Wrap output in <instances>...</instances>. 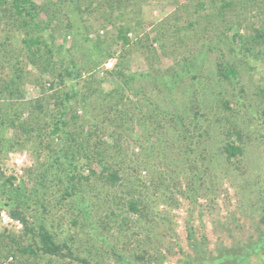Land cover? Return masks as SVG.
<instances>
[{"label": "rangeland", "instance_id": "374dc122", "mask_svg": "<svg viewBox=\"0 0 264 264\" xmlns=\"http://www.w3.org/2000/svg\"><path fill=\"white\" fill-rule=\"evenodd\" d=\"M33 1L43 5L38 19L50 21L42 33L59 64L55 77L40 74L24 56V29L2 17L0 236L15 238L23 252L0 251V264H82L34 251L35 240L8 214L10 202L92 264H263L264 43L245 54L234 30L243 38L264 33V5L232 0L223 16H212L207 0ZM123 24L128 45L115 39ZM98 41L111 56L90 67L101 58ZM68 57L79 77L62 72ZM219 58L234 64L237 80L219 77ZM114 69L136 74L118 90L122 115L113 106L121 79L109 74ZM60 115L70 141L50 133ZM235 130L238 159L222 150ZM96 139L121 178L108 184L97 161H79L78 173L89 178L65 196L67 177L57 175L79 147L95 153ZM135 253L145 261L134 262Z\"/></svg>", "mask_w": 264, "mask_h": 264}, {"label": "trees", "instance_id": "16d2710c", "mask_svg": "<svg viewBox=\"0 0 264 264\" xmlns=\"http://www.w3.org/2000/svg\"><path fill=\"white\" fill-rule=\"evenodd\" d=\"M207 3V7L211 8L212 16H223L224 8L226 6H231L232 0H207ZM241 3H245L249 6V8H260V6L264 5V0H242ZM202 4V2L199 3V6H202ZM39 10H43V5L41 6V4H36L33 0H0V23L2 21V17L7 15L12 18V22L18 23L20 27L24 29V37L22 41L25 50L24 56H26L28 62L34 65L39 70V72H42L40 74H44L47 72V74L49 73L52 76L54 75L53 77H55L54 73L58 67L57 63L59 64V56L57 57L58 54L56 52L59 51L54 52L51 44L48 43L47 40H45V38L43 37L42 32L47 27H49L50 21L45 22L39 20L37 17ZM128 29L129 27L127 24L119 25L115 33V39L120 41L123 45H128L130 43L128 37L126 36ZM238 29L234 30V36L238 37L241 41L242 52L245 54H254L255 52L258 53L260 51L259 47L262 43H264V33L259 29H254V33L252 34V36L243 38L238 33ZM100 43H102V41L97 42V48L101 50V58L99 57L97 59H94V61L91 62L90 67H97V65L100 64L103 59L111 56L110 53L105 51L106 49L101 48L102 45ZM2 48L5 49L4 45H2ZM262 51L264 52V50ZM68 62L69 64H64L62 66V72H64L65 76H69L70 78L79 77L80 69L77 68L76 61L68 57ZM119 65L120 58L119 61L115 64V68ZM216 70L219 77H221L222 79H238V72L231 61L219 58L216 64ZM108 72L109 74L114 75V73H116L121 76V79H118V81L115 82L117 83L115 84L116 88L113 89L114 97H116L117 100V106H113H115L114 110L119 115L125 114L126 109L123 106V95L120 94L118 90L121 91V89H123V86L129 87V83L134 79L136 74L133 73L130 75H124L123 71L120 69H114L113 73H111L110 71ZM57 75H59V77L61 76L60 74ZM15 78H19V74L13 75L10 78V83L13 84L15 82ZM86 83H88L86 84L87 88H93V80L91 78ZM84 97L86 96L84 95ZM69 98L70 95L66 94V97L58 100L60 103L59 106H63L64 100H68ZM118 104H120V107H118ZM60 120L61 115L59 117L54 116L51 123L52 130L50 133H52V135L56 134V136H59L60 138L65 136V138H68V140L70 141V133L62 129L63 127H65V123H59ZM70 120L73 123L78 121L77 116L74 114L72 115ZM123 122H126V119H121V123L119 125L121 126ZM234 132L236 134V137L234 139H227L222 145V150L226 154V157L238 159V157L242 155V146L240 145L241 134L239 130H235ZM96 142L98 144H95V153H93L90 149L88 150V147H85L84 145L83 150H81V147L78 148L79 151L78 149L74 150V152L69 155L66 161V165L68 166V168L65 167V169L67 173H64L63 176H60V174L57 175V178L67 177L65 182L67 186L63 187V194L65 196H70L71 193L74 192V189H76L77 179L79 180V178H83V180L87 181L89 178L84 174L82 176L81 173H78L77 169L79 161H83L84 166H90L93 160L97 161L100 165H102V174L100 173L101 178L108 184L113 185L116 181H118V179L121 178L117 169H110L111 166L109 162L110 158L112 157V155H110V152H106L103 147H100L102 142H100L99 139ZM55 161L58 163L62 162L61 160H59V158H55ZM49 164L52 166L53 162L50 161ZM91 172L94 173L93 170ZM58 181L60 180L58 179ZM60 183L62 184V179ZM6 204L9 206L7 211L10 218L17 220L21 224L24 232L28 233L35 240L36 248L33 249L34 251L37 252L38 250L43 255L56 256L63 259L67 258L69 260H77L82 264H92L91 261L85 257H77L68 242L65 240H57L54 234L51 233L43 223L32 225L29 217L25 212L18 209V206H14L12 202ZM127 205L129 209L136 210V207L139 206V203L136 199L130 197L129 199H127ZM0 251L2 254H4L5 257H7L8 255L15 256L16 251L23 252V249H21L20 245L17 244L15 238L10 237L9 235L5 236L4 234H2L0 236ZM132 257V260L134 262L145 261V256H143L142 254L135 253Z\"/></svg>", "mask_w": 264, "mask_h": 264}]
</instances>
